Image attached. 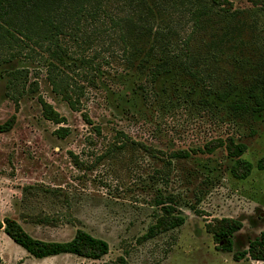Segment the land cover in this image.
<instances>
[{"label": "rangeland", "instance_id": "obj_1", "mask_svg": "<svg viewBox=\"0 0 264 264\" xmlns=\"http://www.w3.org/2000/svg\"><path fill=\"white\" fill-rule=\"evenodd\" d=\"M230 1L243 12L239 21L223 19L191 39L190 66L200 77L179 65L168 80L153 84L129 65L118 44L95 43L85 56L101 64L102 74L90 69L85 77L81 69H67L71 92L79 98L74 109L54 89L57 70L44 62L14 61L29 68L14 98L7 94L0 67V123L17 116L13 129L0 133V219H16L45 241L70 240L83 228L110 244L101 259L72 253L37 258L0 229V264H108L121 255L129 264H264L234 258L264 230V170L256 167L264 157V110H234L216 95L233 89L235 99L254 86L262 95L264 10L252 0ZM228 22H242L243 31L234 40L228 36L214 43ZM34 80L37 91L24 94ZM140 85L146 87L145 97L136 92ZM39 94L65 116L64 122L43 115ZM61 127L68 129L64 137L57 134ZM231 139L246 144L243 157L255 164L246 179L233 175L235 159L226 145L206 147ZM142 144L156 151L151 154ZM180 149L191 155L171 157ZM161 193L176 196L186 221L140 242L162 212L156 204ZM221 217L243 222L231 251L206 228Z\"/></svg>", "mask_w": 264, "mask_h": 264}, {"label": "trees", "instance_id": "obj_2", "mask_svg": "<svg viewBox=\"0 0 264 264\" xmlns=\"http://www.w3.org/2000/svg\"><path fill=\"white\" fill-rule=\"evenodd\" d=\"M252 2L264 10V0ZM242 15L243 12L234 9L230 0H0V67L6 75L7 94L14 98L13 91L29 76V68L17 66L14 61L22 59L34 63L38 60V63L44 62L48 69L57 70L51 79L54 89L76 109L79 98H75L71 92V74L67 69L75 73L78 72L77 69H81V74L85 77L90 74V69L102 74L101 64H95L85 56V52L95 43L106 45L108 41L110 46L118 44L129 65L140 74L146 75L153 84L168 80L179 65L192 77H200L197 71L192 70L189 61L192 58L188 48L193 35L214 29L223 19L239 21ZM241 23L228 22L227 31L214 43L219 45L220 42L226 41L228 36V40H234L235 35L243 31ZM179 41H182V45L178 49ZM183 54L186 55L185 60L181 59ZM262 83V95L256 92L260 87L254 86L247 94L239 95L235 99L231 98L233 89L218 92L217 99L219 102L228 101V106L234 110L258 114L264 110V80ZM23 86L25 88V83ZM144 88L146 89L144 85H140L136 92L142 90L143 95L146 91ZM37 89L38 82L31 81L26 93L22 92L19 97H15L17 103L24 94H34ZM145 96L146 92L143 97ZM38 99L47 119L55 123L65 121V116L41 94ZM83 115L92 123L87 113L84 112ZM16 121L17 116L13 114L0 123V133L11 131ZM96 128L100 131L98 126ZM67 131L66 127H61L57 134L64 137ZM142 145L151 154L156 151L155 148ZM222 145L227 146L230 156L235 159L231 169L233 175L239 179L248 178L255 164L243 157L247 149L246 144L236 143L231 139L227 144L219 141L216 145L212 142L206 147L213 151ZM162 153L164 152L161 150ZM190 155L185 149L171 153L173 158H188ZM256 167L264 170V157L257 162ZM50 191L57 193L56 189ZM156 204L161 207L162 212L138 238L140 242L179 227L186 221L174 194L161 193V198L156 199ZM206 228L216 241L227 242L226 248L231 251L233 236L243 228V222L233 217H221L207 223ZM0 229H4L16 243L37 258L72 253L101 259L110 252L107 240L83 228L77 229L75 236L66 241L37 239L16 219L10 217L0 219ZM247 257L264 261V230L249 243L248 248L234 254L236 260ZM108 264L129 262L121 255Z\"/></svg>", "mask_w": 264, "mask_h": 264}]
</instances>
